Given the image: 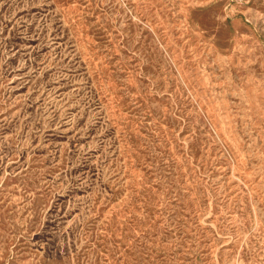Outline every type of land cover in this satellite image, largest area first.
<instances>
[{"label":"rangeland","instance_id":"374dc122","mask_svg":"<svg viewBox=\"0 0 264 264\" xmlns=\"http://www.w3.org/2000/svg\"><path fill=\"white\" fill-rule=\"evenodd\" d=\"M0 264H264V0H0Z\"/></svg>","mask_w":264,"mask_h":264}]
</instances>
